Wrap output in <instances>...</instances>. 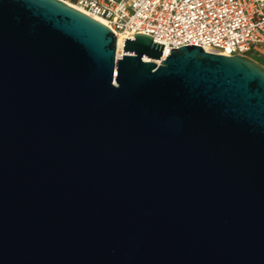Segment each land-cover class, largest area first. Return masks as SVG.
Masks as SVG:
<instances>
[{
  "label": "water",
  "instance_id": "obj_1",
  "mask_svg": "<svg viewBox=\"0 0 264 264\" xmlns=\"http://www.w3.org/2000/svg\"><path fill=\"white\" fill-rule=\"evenodd\" d=\"M164 47L0 0V264H264V64Z\"/></svg>",
  "mask_w": 264,
  "mask_h": 264
},
{
  "label": "built area",
  "instance_id": "obj_2",
  "mask_svg": "<svg viewBox=\"0 0 264 264\" xmlns=\"http://www.w3.org/2000/svg\"><path fill=\"white\" fill-rule=\"evenodd\" d=\"M116 33L149 34L172 48L200 45L228 56L264 53V0H63ZM119 54V49H118Z\"/></svg>",
  "mask_w": 264,
  "mask_h": 264
},
{
  "label": "bare ground",
  "instance_id": "obj_3",
  "mask_svg": "<svg viewBox=\"0 0 264 264\" xmlns=\"http://www.w3.org/2000/svg\"><path fill=\"white\" fill-rule=\"evenodd\" d=\"M97 19L102 21V22H104V23H106V20L103 19V18H97ZM124 41H125L124 36L120 35L119 38H118L119 55L122 53V48H123V45H124ZM158 62H160V61H158Z\"/></svg>",
  "mask_w": 264,
  "mask_h": 264
},
{
  "label": "rangeland",
  "instance_id": "obj_4",
  "mask_svg": "<svg viewBox=\"0 0 264 264\" xmlns=\"http://www.w3.org/2000/svg\"><path fill=\"white\" fill-rule=\"evenodd\" d=\"M251 57H253L254 59L264 64V53L257 51V52H254Z\"/></svg>",
  "mask_w": 264,
  "mask_h": 264
},
{
  "label": "crops",
  "instance_id": "obj_5",
  "mask_svg": "<svg viewBox=\"0 0 264 264\" xmlns=\"http://www.w3.org/2000/svg\"><path fill=\"white\" fill-rule=\"evenodd\" d=\"M258 50H256L255 52H257ZM259 52V51H258ZM261 53H263V52H261Z\"/></svg>",
  "mask_w": 264,
  "mask_h": 264
}]
</instances>
